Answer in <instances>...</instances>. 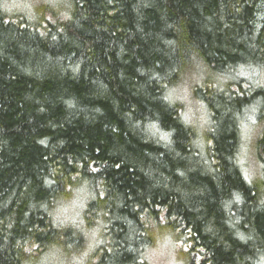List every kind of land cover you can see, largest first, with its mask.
<instances>
[{"label": "trees", "instance_id": "trees-1", "mask_svg": "<svg viewBox=\"0 0 264 264\" xmlns=\"http://www.w3.org/2000/svg\"><path fill=\"white\" fill-rule=\"evenodd\" d=\"M3 1L0 264L66 260L91 229L82 264H147L159 230L184 264H264V125L256 172L240 160L264 122V0H64L50 22ZM193 66L190 122L171 93Z\"/></svg>", "mask_w": 264, "mask_h": 264}, {"label": "rangeland", "instance_id": "rangeland-1", "mask_svg": "<svg viewBox=\"0 0 264 264\" xmlns=\"http://www.w3.org/2000/svg\"><path fill=\"white\" fill-rule=\"evenodd\" d=\"M63 2L64 0H4L2 2L1 9L3 11L7 10L11 12L17 11L19 15H24L29 20H31V18H36L38 15V18L41 17L44 20L50 22V20L55 21L60 19L59 15L62 14L63 11L60 12L61 8L59 7L60 4H63ZM41 5H44L46 9L43 13H37L35 8ZM202 73L203 72L197 66H193L192 69L189 68V72L187 71V73L184 75V77H182L171 93V97H175V99L180 102L184 119L190 122H195L196 120L200 119L202 120L203 116V112L197 102V99L192 96L193 89L203 82L204 77ZM208 74L210 73H204L205 78ZM258 79L260 83L264 85V75H258ZM207 80L212 81V77L208 76ZM263 125L264 122L258 123L257 125L254 124L253 121H244L243 125L241 126L243 150L241 149L242 152L240 160L241 163H243L242 166L244 173L248 176H250V174H254L257 169H255V163L253 159L254 148L252 141L257 133L262 129ZM78 194L72 199L70 198L71 201L67 205L68 207L65 212L60 214L59 211L57 212V214H59L57 217L63 218V220H74L79 217V213H81L83 209L84 201L82 200L83 196ZM72 211H75L76 215H73ZM94 233H96V231L91 229L83 234L84 248L80 253H78V255L71 256L66 260H60L58 257V254L60 253L57 254L53 251H50L49 253L46 252L47 254H44L43 256L32 261L31 264H82L84 262L85 256L97 244ZM169 239V235H167L165 231L159 230L157 234H154V244L146 252V258L148 262L147 264H184V256L181 254V248L184 245L181 243L175 245ZM62 258L65 259L63 255ZM193 258L194 262H192V264H195V256H193Z\"/></svg>", "mask_w": 264, "mask_h": 264}]
</instances>
